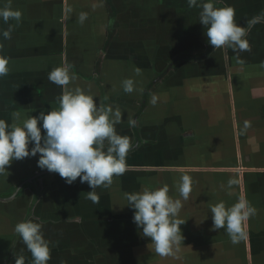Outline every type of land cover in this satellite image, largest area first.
Returning a JSON list of instances; mask_svg holds the SVG:
<instances>
[{"label": "crops", "instance_id": "obj_1", "mask_svg": "<svg viewBox=\"0 0 264 264\" xmlns=\"http://www.w3.org/2000/svg\"><path fill=\"white\" fill-rule=\"evenodd\" d=\"M9 4L21 19L0 18V58L9 62L0 78V119L58 108L63 88L48 75L66 67L76 77L68 87L121 110L115 128L131 148L125 172L95 190L97 203L79 178L68 184L40 169L39 154L13 161L9 176H0V264L21 255L33 264L14 231L25 220L42 224L48 264H264V0H215L234 9L249 44L244 51L215 50L200 9L187 0H0V7ZM80 13H87L83 23ZM130 78L134 91L126 93ZM183 175L193 181L187 201L178 191ZM230 178L237 183L228 188ZM165 184L182 200L185 223L184 240L161 256L133 222L124 194ZM241 198L255 214L233 244L224 229L212 230L210 208Z\"/></svg>", "mask_w": 264, "mask_h": 264}, {"label": "clouds", "instance_id": "obj_2", "mask_svg": "<svg viewBox=\"0 0 264 264\" xmlns=\"http://www.w3.org/2000/svg\"><path fill=\"white\" fill-rule=\"evenodd\" d=\"M187 3L190 8L200 9L199 23L204 26L208 43L215 50L225 45L232 46L233 50H248L249 44L244 39L242 28L235 22L232 7L218 8L215 0H187ZM0 18L4 22L9 19L19 22L21 13L11 11L9 4L0 7ZM78 19L83 23L87 13H80ZM2 35L9 38L10 34L5 31ZM8 63L7 59L0 58V78L8 74ZM135 72L140 75L141 69L136 68ZM48 79L63 88L58 108L26 119H21V113L14 111L12 123L0 119V176H9L8 168L13 161L39 154L37 166L40 169L58 173L68 184L79 178L81 183H87L92 189L87 198L97 203L99 196L95 190L110 187L113 177L126 170L131 143L115 128L123 119L121 110L98 106L90 93L79 87H68L76 77L66 67L53 69ZM123 90L126 93L134 91L133 79L123 81ZM152 103H156L155 97ZM128 123L135 126L136 120L129 117ZM192 183L189 175L181 176L178 191L184 201L189 199ZM236 183L230 178L227 187L231 188ZM124 199L126 206L134 210L133 222L142 230L141 235L151 238L155 253L166 256L178 248L181 239L184 240L180 226L185 222L178 218L182 200L169 195L167 184L156 189L144 188L139 192L125 193ZM210 211L212 230L224 229L233 244L245 238V222L255 214V209L243 198L231 207L219 202L211 206ZM42 228L41 223L33 220L18 222L14 227L31 253L33 264H48L51 258L50 241L45 238ZM15 264H25L24 257L16 256Z\"/></svg>", "mask_w": 264, "mask_h": 264}]
</instances>
